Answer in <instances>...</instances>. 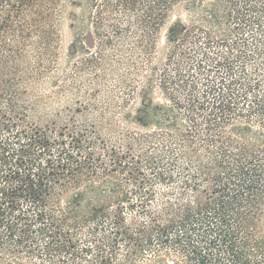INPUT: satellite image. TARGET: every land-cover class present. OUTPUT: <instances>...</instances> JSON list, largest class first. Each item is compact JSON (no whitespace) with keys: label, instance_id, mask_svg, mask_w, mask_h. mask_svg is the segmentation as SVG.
I'll list each match as a JSON object with an SVG mask.
<instances>
[{"label":"trees","instance_id":"1","mask_svg":"<svg viewBox=\"0 0 264 264\" xmlns=\"http://www.w3.org/2000/svg\"><path fill=\"white\" fill-rule=\"evenodd\" d=\"M73 2L0 0V264H264V0H87L80 25L105 33L71 87L110 52L144 71L135 111L95 89L101 130L29 119L26 89L58 65ZM179 2L194 20L154 64L153 32Z\"/></svg>","mask_w":264,"mask_h":264},{"label":"rangeland","instance_id":"2","mask_svg":"<svg viewBox=\"0 0 264 264\" xmlns=\"http://www.w3.org/2000/svg\"><path fill=\"white\" fill-rule=\"evenodd\" d=\"M86 2L87 0H75L67 6L55 39L59 63L48 74V79H44L41 83H32L26 89L25 97L29 103L30 121L41 125L54 123L56 126H60L67 122L70 123V118H72L78 123L94 125L99 130L104 129L103 126H108L107 117L101 118L98 113L99 110L97 111L89 100L90 98L93 100L95 89L101 91L97 97L108 99L114 95L113 100H108L112 101L111 108L115 111H135L139 106L140 92L144 83V71L140 70L137 74L131 72L128 65L121 64L122 61L115 59V56L112 55L113 52H110L112 60L109 65L111 66H107L106 71H100L99 67L89 68L83 65L80 73L75 76V87H71L70 66L77 62H79L78 64L85 62L86 58L94 56L99 51L98 38L105 33L103 28L96 30L91 20L80 25L81 22L78 18L83 15L82 6ZM98 2L99 4L102 3L100 0H97ZM96 6L95 2L92 9L96 10ZM192 20H194L193 10L182 2L176 3L168 10L152 35L154 48L151 50V58L154 64H159L165 57L169 46L167 39L169 29L178 23L189 24ZM72 23L75 25L74 27L71 26ZM70 52H72V56L69 58L70 63L68 65L66 60H68ZM140 60L142 61V59ZM96 74L100 78L97 84L93 82ZM127 77L133 80L134 87L123 85L121 80L127 79ZM106 85H109L114 92H107ZM150 96L154 101H162L161 93L156 84H153ZM114 122V125L119 128L142 130L141 127L131 121L122 122L117 119ZM103 135L106 138L112 136L105 132Z\"/></svg>","mask_w":264,"mask_h":264}]
</instances>
